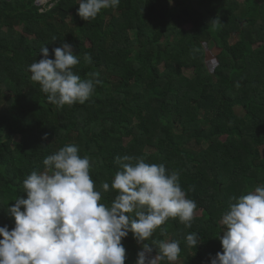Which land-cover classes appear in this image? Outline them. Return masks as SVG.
<instances>
[{"label":"trees","instance_id":"16d2710c","mask_svg":"<svg viewBox=\"0 0 264 264\" xmlns=\"http://www.w3.org/2000/svg\"><path fill=\"white\" fill-rule=\"evenodd\" d=\"M37 1L0 0V227L14 228L7 209L27 198L28 175L75 145L90 160L100 203L115 199L111 182L125 155L178 172L196 202L191 227L170 218L140 243L129 233L125 264L145 244L155 256L163 240L179 241L175 264H210L223 251L220 220L232 198L264 186V0H120L89 21L77 15L79 0ZM215 18L222 24L210 25ZM63 42L78 55L74 73L99 81L84 104H50L31 80L41 47L54 59ZM205 44L220 50L213 72Z\"/></svg>","mask_w":264,"mask_h":264},{"label":"clouds","instance_id":"9594fccd","mask_svg":"<svg viewBox=\"0 0 264 264\" xmlns=\"http://www.w3.org/2000/svg\"><path fill=\"white\" fill-rule=\"evenodd\" d=\"M120 0H79L77 15L85 21L95 19ZM219 18L210 21L213 27ZM42 46L43 57L29 65L31 80L47 94V101L58 107L84 104L99 81L85 80L74 73L79 63L74 45L63 42L52 49ZM84 60L91 63V56ZM47 134L42 140H47ZM130 156L117 157L120 165L111 182L117 195L110 206L100 203L90 176V160L81 157L75 145H67L43 160L44 171L33 170L23 181L27 198L18 197L8 207L14 228L0 227V264H125L122 244L129 233L138 243L148 241L170 218L191 227L196 202L187 198L179 173L166 171L163 164H149ZM102 189H110L108 182ZM222 215V253L210 264H264V186L240 197ZM23 209V210H22ZM161 235H164L161 230ZM196 248L198 236H186ZM158 253L149 258L148 245L137 253L135 264H175L180 255L179 241L159 242Z\"/></svg>","mask_w":264,"mask_h":264},{"label":"rangeland","instance_id":"374dc122","mask_svg":"<svg viewBox=\"0 0 264 264\" xmlns=\"http://www.w3.org/2000/svg\"><path fill=\"white\" fill-rule=\"evenodd\" d=\"M53 1H55V0H53ZM189 28H190V26L187 27V29H189ZM17 30L18 31H21L22 29L21 28H18ZM204 47H205V50H206V53H207V62H206L207 67H208V69L211 72H213V70L217 66V64H216L217 63V56L220 53V50L215 45H213V44H209V45L208 44H205ZM111 80L112 81H116L117 79L114 78V77H111ZM25 91L26 92L29 91V87H25ZM237 112L239 114H242V110L240 108L237 109ZM262 154L264 156V147H262ZM200 214L201 213H198L196 215H200ZM152 257H154V256L150 254L149 258H152ZM211 258H214V257H211ZM211 258L209 260V263L211 261Z\"/></svg>","mask_w":264,"mask_h":264},{"label":"built area","instance_id":"2783aa9c","mask_svg":"<svg viewBox=\"0 0 264 264\" xmlns=\"http://www.w3.org/2000/svg\"><path fill=\"white\" fill-rule=\"evenodd\" d=\"M53 0H38V6L40 7H48L52 6Z\"/></svg>","mask_w":264,"mask_h":264},{"label":"water","instance_id":"95a60500","mask_svg":"<svg viewBox=\"0 0 264 264\" xmlns=\"http://www.w3.org/2000/svg\"><path fill=\"white\" fill-rule=\"evenodd\" d=\"M37 5H38V1H37V3H36Z\"/></svg>","mask_w":264,"mask_h":264}]
</instances>
